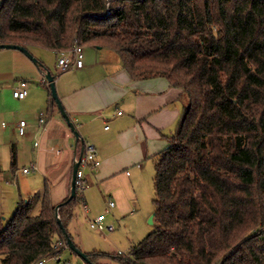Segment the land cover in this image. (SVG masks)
<instances>
[{
    "label": "trees",
    "instance_id": "1",
    "mask_svg": "<svg viewBox=\"0 0 264 264\" xmlns=\"http://www.w3.org/2000/svg\"><path fill=\"white\" fill-rule=\"evenodd\" d=\"M75 41L114 50L133 79L164 77L187 98L155 157L153 231L126 256L89 259L264 264V0H0V43L59 55ZM78 202L57 216L49 189L21 199L0 217V264L62 252L58 220L67 230Z\"/></svg>",
    "mask_w": 264,
    "mask_h": 264
},
{
    "label": "crops",
    "instance_id": "2",
    "mask_svg": "<svg viewBox=\"0 0 264 264\" xmlns=\"http://www.w3.org/2000/svg\"><path fill=\"white\" fill-rule=\"evenodd\" d=\"M94 48L95 51L89 52L84 47L82 68L56 73L50 69L40 49L28 48L45 69L55 75L57 93L66 112L83 141L97 149L99 164L91 170V175H86L89 191L83 205L89 219L102 214L101 208L107 207L109 200L115 202L111 212L114 209L123 212L128 198L135 194L136 183L155 168V157L168 145V137L176 132L187 104L181 90L166 78L133 79L114 50L107 48L111 51L103 53V47ZM21 79L27 81L28 94L17 99L13 92ZM51 99L42 67L20 50L0 49V121L3 128L0 138L5 134L0 148L6 149L3 151L4 161H7L2 168L0 160V198L5 200L12 196V205L0 209L3 219L12 215L21 199L42 194L46 189L54 205L69 197L73 165L83 144L76 139ZM42 114L45 115L44 123L40 122ZM21 120L26 121L23 134L18 125ZM2 148L0 157H3ZM25 153L28 157L24 163L29 166L18 168V159ZM8 175L16 180L17 188L14 181L6 180ZM76 244L86 253L98 250L87 251ZM61 259L64 260L62 255ZM100 262L111 264L103 259ZM45 264L60 263L51 259Z\"/></svg>",
    "mask_w": 264,
    "mask_h": 264
},
{
    "label": "rangeland",
    "instance_id": "3",
    "mask_svg": "<svg viewBox=\"0 0 264 264\" xmlns=\"http://www.w3.org/2000/svg\"><path fill=\"white\" fill-rule=\"evenodd\" d=\"M40 52H42L44 60L49 65L50 69L53 72H57L60 70L58 68V55L47 49L38 48ZM85 49L89 52L95 51L94 47L86 46ZM111 51L107 48H101V52ZM32 81V78H29ZM25 80V79H21ZM1 120V118H0ZM1 121H0V135L2 131ZM5 139V134L2 135L1 142ZM3 146H1L2 148ZM0 148V149H1ZM4 150L2 148L1 152L3 157H0L2 168L5 167L7 161H4ZM1 154V155H2ZM9 155V154H8ZM28 157V153L24 155H20L18 159V168H23L25 166H29L24 163L26 158ZM86 175H91V169L87 168L85 170ZM9 173L10 171L6 172ZM8 175L6 180L9 183L14 181V185L16 188L18 187L16 180L12 179L11 176ZM154 176H155V168L150 172L145 173L136 183L135 185V194L132 197L128 198L127 207L123 210V212L110 211V213L106 214V221L113 222L115 225V230L106 233H100L99 231L91 229L89 225V218L86 215L85 208L82 202H78L74 206V214L71 221L68 224L67 230L71 234H73V241L80 244V246L87 251H92L94 249L101 250L103 252L110 253L115 256L127 255L131 246L141 240H143L150 232L153 231L154 226L150 223V218L154 214L155 205H154ZM4 177V176H3ZM7 177V175H6ZM5 177V178H6ZM19 179V178H17ZM22 184L21 179L19 180ZM7 182V181H6ZM15 188V189H16ZM93 188V187H92ZM91 188V189H92ZM1 190V188H0ZM4 189L2 188V191ZM89 189L87 190V192ZM18 192V191H17ZM5 194H7L4 191ZM4 194V195H5ZM8 196V195H7ZM12 197V196H11ZM11 197L0 198V209L5 206H10ZM24 198V197H23ZM12 205V204H11ZM15 206V205H14ZM13 206V208H14ZM106 207L102 206L101 212H105ZM16 209H13L12 215L14 214ZM11 215V216H12ZM77 245V244H76ZM64 260L71 261V264H82L80 262V258L71 252L70 249H64L61 252ZM103 261L105 263L111 264H119L117 261L110 260L108 258H104Z\"/></svg>",
    "mask_w": 264,
    "mask_h": 264
},
{
    "label": "built area",
    "instance_id": "4",
    "mask_svg": "<svg viewBox=\"0 0 264 264\" xmlns=\"http://www.w3.org/2000/svg\"><path fill=\"white\" fill-rule=\"evenodd\" d=\"M58 67L61 72H67L73 69L82 68L84 65V48L78 42L75 41L74 45L67 51H63L58 55ZM45 81L47 79L45 78ZM48 82V81H47ZM49 84V82H48ZM27 81L19 80L17 87L14 89L13 95L17 99H23L27 96ZM45 115L42 114L40 117V122L44 123ZM20 132L24 133V128L26 126V121L21 120L19 122ZM99 164L97 149L95 145L91 143H85L83 155L80 161L79 169L77 172V180H76V193L79 197L80 201L85 205V198L88 189V183L86 178L85 170L90 168L91 170L95 169ZM29 169H24L27 172ZM115 206V202L113 200H109V204L105 209V212L89 219V225L91 229L97 230L101 233L111 232L115 230L114 223H105L106 214L111 211V209ZM63 250L68 249L69 246L66 240L60 242ZM56 259L60 264H71L70 261L61 259V252L56 253L54 255L45 257L34 264H45L48 260ZM87 264V263H83Z\"/></svg>",
    "mask_w": 264,
    "mask_h": 264
},
{
    "label": "water",
    "instance_id": "5",
    "mask_svg": "<svg viewBox=\"0 0 264 264\" xmlns=\"http://www.w3.org/2000/svg\"><path fill=\"white\" fill-rule=\"evenodd\" d=\"M3 48H7V49H17L20 50L21 52H23L27 57H29L35 64L39 65L40 67H42L44 69L45 72V78L47 79V81L49 82V86H50V90H51V94L53 99L55 100L59 110L61 111L62 116L64 117L65 121L67 122V124L69 125V127L71 128L72 132L74 133L75 137L77 140H80L81 143L83 144V147L80 151L79 157L76 159V161L74 162L73 165V171H72V179H71V188H70V194L69 197L67 198V200H65L62 203H59L56 205V214L58 216V209L64 205L66 202L75 199L77 197V193H76V180H77V172L79 169V165H80V161L83 155V151H84V146H85V142L83 141L80 132L78 131L76 125L74 124V122L72 121L71 117L69 116V114L66 112L61 99L57 93V89H56V85H55V75L51 73V71L45 69L44 65L39 62V60L33 55V53H31V51L25 47V46H21L18 44H13V43H0V49ZM59 224L64 232L67 244L69 246V249L73 252L76 253V255L78 257H80L85 263L87 264H94L90 259L89 256L86 252H84L83 250H81L73 241V239L71 238V236L69 235L68 231L65 229V227L63 226L62 221L59 219ZM150 223L153 224L154 223V214L151 216L150 218Z\"/></svg>",
    "mask_w": 264,
    "mask_h": 264
}]
</instances>
